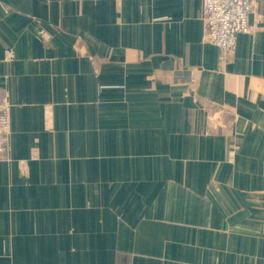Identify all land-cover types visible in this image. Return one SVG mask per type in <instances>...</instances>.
<instances>
[{
    "label": "crops",
    "instance_id": "crops-1",
    "mask_svg": "<svg viewBox=\"0 0 264 264\" xmlns=\"http://www.w3.org/2000/svg\"><path fill=\"white\" fill-rule=\"evenodd\" d=\"M226 59L203 0H0V264H264V0Z\"/></svg>",
    "mask_w": 264,
    "mask_h": 264
},
{
    "label": "built area",
    "instance_id": "built-area-1",
    "mask_svg": "<svg viewBox=\"0 0 264 264\" xmlns=\"http://www.w3.org/2000/svg\"><path fill=\"white\" fill-rule=\"evenodd\" d=\"M253 7L252 0H203V41L216 46L221 59L231 54L238 35L249 32L248 18ZM8 136L7 104L0 98V158L9 152Z\"/></svg>",
    "mask_w": 264,
    "mask_h": 264
},
{
    "label": "rangeland",
    "instance_id": "rangeland-1",
    "mask_svg": "<svg viewBox=\"0 0 264 264\" xmlns=\"http://www.w3.org/2000/svg\"><path fill=\"white\" fill-rule=\"evenodd\" d=\"M1 98V97H0Z\"/></svg>",
    "mask_w": 264,
    "mask_h": 264
}]
</instances>
